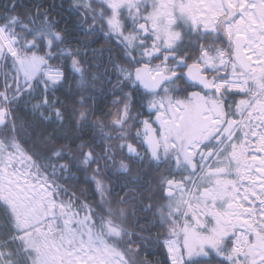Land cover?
I'll return each instance as SVG.
<instances>
[{
  "label": "snow or ice",
  "instance_id": "1",
  "mask_svg": "<svg viewBox=\"0 0 264 264\" xmlns=\"http://www.w3.org/2000/svg\"><path fill=\"white\" fill-rule=\"evenodd\" d=\"M0 264H264V0H0Z\"/></svg>",
  "mask_w": 264,
  "mask_h": 264
},
{
  "label": "trees",
  "instance_id": "2",
  "mask_svg": "<svg viewBox=\"0 0 264 264\" xmlns=\"http://www.w3.org/2000/svg\"><path fill=\"white\" fill-rule=\"evenodd\" d=\"M103 43V41H101V43L100 44H96V45H93V47H95V48H99L100 46H101V44ZM106 55V54H105ZM59 95V94H58ZM61 98H63V97H61ZM112 96H111V94L110 93H107V92H100L98 95H97V97H96V99L99 101V104H100V106L101 107H105V106H110L111 105V101H112ZM81 179H82V177H81ZM120 188H119V186H117V192H119L120 190H119Z\"/></svg>",
  "mask_w": 264,
  "mask_h": 264
},
{
  "label": "flooded vegetation",
  "instance_id": "3",
  "mask_svg": "<svg viewBox=\"0 0 264 264\" xmlns=\"http://www.w3.org/2000/svg\"><path fill=\"white\" fill-rule=\"evenodd\" d=\"M153 258L154 259H163V257L159 254V252H157Z\"/></svg>",
  "mask_w": 264,
  "mask_h": 264
}]
</instances>
